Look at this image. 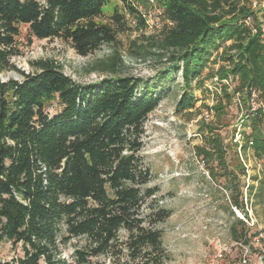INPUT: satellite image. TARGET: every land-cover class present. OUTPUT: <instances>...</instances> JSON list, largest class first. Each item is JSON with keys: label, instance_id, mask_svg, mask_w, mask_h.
Here are the masks:
<instances>
[{"label": "trees", "instance_id": "trees-1", "mask_svg": "<svg viewBox=\"0 0 264 264\" xmlns=\"http://www.w3.org/2000/svg\"><path fill=\"white\" fill-rule=\"evenodd\" d=\"M121 1L122 9L115 6L104 21L111 0H0V246L8 242L22 252L2 264H70L64 249L75 240L83 242L74 252L77 264L101 257L112 264H164L170 256L158 225L172 212L150 204L159 189L149 187L151 171L141 156L145 124L164 94L159 89L181 72L178 108L194 107L193 84L212 53L223 48L221 59L230 67L220 69L219 79L232 77L234 95L243 94L245 103L256 94L264 104V45L255 12L237 13L232 0H155L168 23L159 35L147 36L140 7L148 12L149 0ZM250 18L255 33L246 25ZM21 26L30 38L59 40L81 57L114 48L118 35L131 29L149 46L132 42L130 55L159 57L169 66L154 79L116 77L86 85L48 60L25 73L12 63ZM122 64L115 49L101 71L116 74ZM5 72L22 80L3 81ZM55 101L60 110L51 115L48 106ZM214 109L223 111L221 105ZM248 110L251 132H242L241 150L251 149L264 163V109ZM208 130L211 149L198 150L208 165L218 161L228 175L226 145L216 128ZM262 173V179L252 178L258 186L249 187V197L264 215V166ZM238 177L229 198L231 233L235 242L248 245L249 228L232 211L249 217Z\"/></svg>", "mask_w": 264, "mask_h": 264}, {"label": "rangeland", "instance_id": "rangeland-1", "mask_svg": "<svg viewBox=\"0 0 264 264\" xmlns=\"http://www.w3.org/2000/svg\"><path fill=\"white\" fill-rule=\"evenodd\" d=\"M230 3L236 7L237 13L242 9L251 10L256 13L260 23L263 22L264 0H232ZM115 6L122 9V1L111 0V4L105 8L106 16L102 20H109L108 16L113 13ZM224 6L226 10L230 9L229 5ZM147 10L154 22H159L161 26L168 23L164 20L161 5L155 0H149ZM246 25L255 33L253 18L246 20ZM158 32L156 35H159ZM150 34L146 33L147 36ZM16 41L19 55L12 59L16 68L25 73H33L36 71L35 62L52 61L66 76L82 85L98 84L103 79L116 77L154 79L169 66L166 59L160 60L159 57L141 59L130 55V51L135 50L132 42H136L137 46H149V42L140 33L131 29L118 35V43L114 48L103 46L89 57L79 56L71 46L59 40L30 38L25 26L20 27V35ZM230 45L231 42L226 47ZM115 49L120 51L123 60L118 72L113 74L101 71ZM222 53L223 48L218 53H212L207 68L198 82L193 84V95L196 99L194 107L187 110L178 108L184 93L180 72L159 89V92H164L162 101L145 124L146 134L141 156L151 171L149 187L159 189L158 196L150 204L159 205L172 212L168 220L158 225L170 256L164 264H208L212 260L215 264H244V259L247 260L246 264H264V247L260 241L264 240V215L249 197V187L254 184L258 186L252 178L262 179L264 163L255 157L251 149L246 152L241 150V145L244 144L242 132H251L248 128L250 122L246 120L250 113L248 108H253V111L264 109V104L258 95L245 103L243 94L234 95L237 82L232 77L227 80L219 79L220 69L230 67L221 59ZM1 79L21 81L22 77L15 72H5ZM225 93L232 96L231 101ZM218 105L223 107L222 112L214 109ZM59 110L60 106L56 101L48 106L51 115ZM210 127L216 128L226 145L229 176L225 175L226 172L219 166L218 161H212L208 165L198 150L211 149L205 143ZM241 168L246 175H241ZM237 176L249 217L245 218L233 208L232 211L249 228L248 245L235 242L231 233L234 218L229 209V198L236 193ZM82 245V241L75 240L64 249L63 255L70 264H77L74 252ZM19 256H22L20 248L15 249L8 242L0 246V264L11 262ZM93 263L112 264L108 258L102 257L93 260Z\"/></svg>", "mask_w": 264, "mask_h": 264}, {"label": "built area", "instance_id": "built-area-1", "mask_svg": "<svg viewBox=\"0 0 264 264\" xmlns=\"http://www.w3.org/2000/svg\"><path fill=\"white\" fill-rule=\"evenodd\" d=\"M151 1H152V0H151ZM140 11H141L142 16H143V18L145 19L146 24H147V30H146V33H151V34H153V33L157 32V31H160V30H161V27H162V26L160 25L159 22H154V21L152 20L151 15H150L149 12H146L142 7H140ZM248 24H249V23H248ZM260 31H261V33H260L261 41H262V43H263V45H264V22H262V23L260 24ZM255 32H256V31H255ZM256 96H257L256 94H253L252 97H256ZM260 241H261V240H260ZM243 262H244V264H246V263H247V260L244 259ZM208 264H215V262H214V260H212V261H210Z\"/></svg>", "mask_w": 264, "mask_h": 264}, {"label": "bare ground", "instance_id": "bare-ground-1", "mask_svg": "<svg viewBox=\"0 0 264 264\" xmlns=\"http://www.w3.org/2000/svg\"><path fill=\"white\" fill-rule=\"evenodd\" d=\"M240 214V213H239Z\"/></svg>", "mask_w": 264, "mask_h": 264}, {"label": "water", "instance_id": "water-1", "mask_svg": "<svg viewBox=\"0 0 264 264\" xmlns=\"http://www.w3.org/2000/svg\"><path fill=\"white\" fill-rule=\"evenodd\" d=\"M16 80V79H15Z\"/></svg>", "mask_w": 264, "mask_h": 264}]
</instances>
